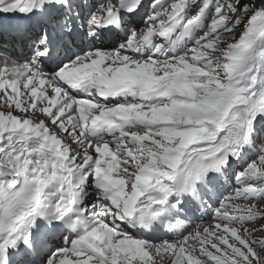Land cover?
I'll use <instances>...</instances> for the list:
<instances>
[{"label":"snow or ice","instance_id":"1","mask_svg":"<svg viewBox=\"0 0 264 264\" xmlns=\"http://www.w3.org/2000/svg\"><path fill=\"white\" fill-rule=\"evenodd\" d=\"M0 99V264H264V0H0Z\"/></svg>","mask_w":264,"mask_h":264},{"label":"rangeland","instance_id":"2","mask_svg":"<svg viewBox=\"0 0 264 264\" xmlns=\"http://www.w3.org/2000/svg\"><path fill=\"white\" fill-rule=\"evenodd\" d=\"M238 34H239V30H237V39H238ZM235 42L234 40H229L228 43H233ZM3 104V101L2 99H0V105ZM2 110V109H0ZM111 147V146H110ZM238 203H240L242 206H246L247 204V201H244V200H239L237 201ZM258 207L261 208V209H264V204H258ZM258 238H261V239H264V234H261Z\"/></svg>","mask_w":264,"mask_h":264},{"label":"bare ground","instance_id":"3","mask_svg":"<svg viewBox=\"0 0 264 264\" xmlns=\"http://www.w3.org/2000/svg\"><path fill=\"white\" fill-rule=\"evenodd\" d=\"M111 147H114L113 145H110ZM208 221L207 220H205V221H203L202 223H207ZM165 239H171L170 237H164ZM159 259H160V257H157V260L159 261ZM171 259H172V257L171 256H169V257H167L166 258V261H165V264H170V261H171Z\"/></svg>","mask_w":264,"mask_h":264}]
</instances>
